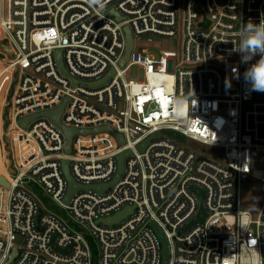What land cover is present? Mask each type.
Listing matches in <instances>:
<instances>
[{
    "label": "built area",
    "instance_id": "built-area-1",
    "mask_svg": "<svg viewBox=\"0 0 264 264\" xmlns=\"http://www.w3.org/2000/svg\"><path fill=\"white\" fill-rule=\"evenodd\" d=\"M219 1L0 0V42L11 52L2 53L0 72L10 71L6 137L13 162L5 166L9 187L0 186V264L13 251L11 264H163L156 229L168 264H233L225 257L239 256L249 240L264 261V203L257 219L249 213L247 230L208 226L244 211L243 180L264 185V100L256 101L258 91L244 79L254 61L241 63L233 51L241 27L264 17V0ZM181 5L183 66L174 53L138 52L143 38L177 37ZM129 32L133 49L122 66ZM222 57L239 60L234 91L212 65ZM63 104L62 125L88 132L73 137L70 154L64 132L48 118L21 127ZM189 141L221 150L223 162L200 158L184 147ZM126 153L113 190L81 189L65 203V161L78 184L102 186L113 181ZM30 186L55 201L58 212L45 208ZM127 209L119 223H101ZM201 209L204 220L197 221Z\"/></svg>",
    "mask_w": 264,
    "mask_h": 264
},
{
    "label": "rangeland",
    "instance_id": "rangeland-1",
    "mask_svg": "<svg viewBox=\"0 0 264 264\" xmlns=\"http://www.w3.org/2000/svg\"><path fill=\"white\" fill-rule=\"evenodd\" d=\"M220 5H223L224 2L222 0L219 1ZM179 26H178V35L174 39H161V38H143L138 40L136 43V50L138 52L142 50L151 51L154 54L159 53H174L178 57V62L180 66H183V50H184V8L183 5L179 6ZM2 32L0 30V36ZM149 39L151 41H149ZM1 48V45H0ZM212 65L219 68L224 77L225 84L226 80L230 81V86H227L226 89L229 91H234L238 88L239 81V60L237 57H222L214 60ZM233 69H236L238 75L233 72ZM1 71V67H0ZM134 75H138L137 69L133 71ZM10 71H2L0 72V178L2 179L0 183L3 187L8 188V178L9 176L6 174V167L8 170L13 168V162L11 157L10 140L11 138H7L6 136L11 133L10 124L11 120L9 118L10 113V101L6 100L7 92L10 86ZM16 79L14 77L13 86L10 90V95L16 89L15 86ZM264 100V92H259L256 94V101ZM245 111H252V104H246L244 106ZM10 139V140H9ZM4 141L5 149H2V142ZM184 147L188 150L194 151L200 158H207L210 160L221 161L223 160V152L221 150L200 145L194 142H186L184 143ZM5 162V165H4ZM223 162V161H221ZM6 166V167H5ZM8 177V178H7ZM29 190H31L42 203V205L54 212H58L59 205L53 201L51 198L47 197L42 191L37 189L35 186H30ZM241 201H242V209L252 214V216L257 219L262 205L264 203V185L260 182L253 180L251 178L245 179L242 182L241 186ZM17 247H21L22 240H19L16 244Z\"/></svg>",
    "mask_w": 264,
    "mask_h": 264
},
{
    "label": "clouds",
    "instance_id": "clouds-1",
    "mask_svg": "<svg viewBox=\"0 0 264 264\" xmlns=\"http://www.w3.org/2000/svg\"><path fill=\"white\" fill-rule=\"evenodd\" d=\"M90 5L99 3V0H87ZM239 40L237 45L233 48V51L237 52L241 56V63L248 64L250 61H254L246 69L244 73V79L250 84L251 89L254 91L264 92V17L260 22L254 23L251 20L245 23L239 30ZM259 57L258 59H255ZM233 72L238 75L236 69ZM230 86V81L226 80V87ZM239 217V222H236V218ZM250 223V214L247 211H240L237 215L227 213L226 217L221 218L208 226L217 225L226 226L230 231L235 226H239L241 229H248ZM231 224V227H230ZM256 241L249 240L247 243L241 246L239 256L225 257L228 260L233 261V264L238 260L239 264H264L261 260L260 253L255 249Z\"/></svg>",
    "mask_w": 264,
    "mask_h": 264
},
{
    "label": "water",
    "instance_id": "water-1",
    "mask_svg": "<svg viewBox=\"0 0 264 264\" xmlns=\"http://www.w3.org/2000/svg\"><path fill=\"white\" fill-rule=\"evenodd\" d=\"M129 34V46H128V49H127V52H126V57L124 59V61L122 62V66H124V64L127 62V60L129 59V56L132 52V49H133V41H132V38H131V35H130V32L128 33ZM0 45H1V48H0V57L1 58H4L5 55H3L2 53H5L8 57H11V52L9 50V47L4 44L3 42H0ZM58 63H59V67L62 71V73H65V70H64V67H63V64H62V61H61V53H59V59H58ZM64 107H65V104H63L61 107H59L57 110L53 111V112H48V113H44V114H40V115H35L31 118H28V119H25L23 121V123L21 124V127L22 128H26L28 126V124L37 119L38 117H46L48 118L49 120H51L57 127H59L60 129H62V131L64 132L65 136H66V139L68 141V145L66 147V153L67 154H70L71 153V143H72V139L75 135H78V134H82V135H86L88 134V132L86 131H76V130H73V129H67L65 128L62 123H61V117L63 115V112H64ZM102 129L100 130H96L94 131V133H99L101 132ZM106 131H108L109 133H111L117 140L120 144H123L124 143V140H123V137L121 135H118L116 134L115 132H113L112 130L110 129H107ZM167 136H170L174 139H177L181 142H184L185 141V138L180 136L179 134L177 133H174V132H166L165 133ZM154 139V138H151L149 139L148 141H146L143 145L140 146V150L141 151H144V149L149 145L150 141ZM130 154L129 153H126V154H123L121 156L118 157V171H117V174L116 176L114 177L113 181L107 185H102V186H92V187H84L80 184H78L74 178L71 176V173H70V168H69V162L65 161L63 163V173L65 175V178L68 182V193H67V196L65 198V203L68 204L71 197L79 190L81 189H85V190H94L96 192H99V193H104L106 191H111L113 190V188L115 187V185L120 181V178L124 172V161L125 159L127 158V156H129ZM2 179L0 178V181ZM0 186H2V184L0 183ZM199 196H200V200L202 202V194L199 193ZM128 212H131L129 211V209H127L126 211L124 212H121L119 214H117L116 217H113L111 219H108V220H105V221H102L101 223L102 224H105V225H115L117 223H119L122 219H124L127 215H128ZM204 220V213H203V209H201V216L197 219V221H203ZM157 230V233L159 234L160 238L162 239L163 243H164V251H163V264H168L169 263V259H168V249H167V243L166 241L163 239V236L161 234V232ZM17 255V252L16 251H13V254L9 260V262L7 264H11L13 262V260L15 259Z\"/></svg>",
    "mask_w": 264,
    "mask_h": 264
},
{
    "label": "bare ground",
    "instance_id": "bare-ground-1",
    "mask_svg": "<svg viewBox=\"0 0 264 264\" xmlns=\"http://www.w3.org/2000/svg\"><path fill=\"white\" fill-rule=\"evenodd\" d=\"M8 183H9V181H8Z\"/></svg>",
    "mask_w": 264,
    "mask_h": 264
}]
</instances>
